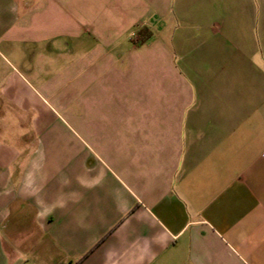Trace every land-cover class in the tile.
Instances as JSON below:
<instances>
[{
    "label": "crops",
    "instance_id": "0c3cea01",
    "mask_svg": "<svg viewBox=\"0 0 264 264\" xmlns=\"http://www.w3.org/2000/svg\"><path fill=\"white\" fill-rule=\"evenodd\" d=\"M169 8L0 0V264H264V73L193 86L188 62L164 73L169 52L146 53L148 14ZM225 8L253 30L264 0ZM153 62L160 85L74 112L76 73L105 93V77Z\"/></svg>",
    "mask_w": 264,
    "mask_h": 264
},
{
    "label": "rangeland",
    "instance_id": "374dc122",
    "mask_svg": "<svg viewBox=\"0 0 264 264\" xmlns=\"http://www.w3.org/2000/svg\"><path fill=\"white\" fill-rule=\"evenodd\" d=\"M228 1L170 0V8L162 16L150 12L148 20L154 26V39L158 42L149 47L147 55L159 54L162 48L169 52L171 65L169 72L164 70V73H179V66L188 62V73L183 75L188 76L187 83L191 86L209 85L211 77L216 80L213 84L216 85L218 73H264V13L256 12L253 15L250 12L248 20L255 26L252 30L251 27L241 25V20L235 19L233 11L225 8ZM144 32L147 35L150 31ZM143 35L137 30L132 37L139 40ZM150 38H146L144 42ZM236 41L239 48L237 51L235 45H232ZM259 42L262 49L254 55L253 63L248 62L245 58L252 55L253 47L258 48ZM234 53L240 61H233L231 57ZM122 70L127 71L123 68ZM160 73L162 71L153 62L147 73H121L119 78L105 77L108 89L105 93L101 88L103 78L99 75L76 73V79L72 88H68L67 94L74 110L76 109L74 112L80 113L77 110L78 104L83 100L92 101L96 98L106 102L108 95H120L122 101H129L130 92L135 93V88L139 96L143 95L141 93L145 88L161 84ZM177 84V79H169L170 87ZM59 111L61 114L65 112Z\"/></svg>",
    "mask_w": 264,
    "mask_h": 264
},
{
    "label": "trees",
    "instance_id": "16d2710c",
    "mask_svg": "<svg viewBox=\"0 0 264 264\" xmlns=\"http://www.w3.org/2000/svg\"><path fill=\"white\" fill-rule=\"evenodd\" d=\"M145 31H147V30H145ZM139 33L144 34V35H143V38L142 39H139V40L136 39L135 40V42L137 41L138 43L143 42L144 40H146V38H149L151 36V33L150 32L147 35H145L144 29L139 30Z\"/></svg>",
    "mask_w": 264,
    "mask_h": 264
}]
</instances>
